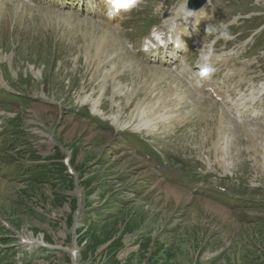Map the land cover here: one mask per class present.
Wrapping results in <instances>:
<instances>
[{
    "label": "rangeland",
    "instance_id": "obj_1",
    "mask_svg": "<svg viewBox=\"0 0 264 264\" xmlns=\"http://www.w3.org/2000/svg\"><path fill=\"white\" fill-rule=\"evenodd\" d=\"M27 1L30 5L0 0V94L12 95L0 101V122L6 118L0 136V166L9 169L7 175L0 171V243L10 247L0 252V264H264V209L227 215L220 204L196 198L187 207L189 198L176 188L172 195H160L153 187L145 190L141 185L146 197L129 196V187L138 188L136 180L145 178L147 172L136 171L143 166L136 159L109 151L116 143L112 138L118 139L117 130L156 132L157 149L173 160H183L189 174L199 177L195 174L199 172V181L224 174L217 163L220 158L228 166L235 165L225 170L233 180L264 190V142L247 140H264V131L244 130L249 132L244 135L247 139L241 136L234 144L217 143L214 120L205 122L201 115L202 109H211L215 117L219 108L214 102L190 97L185 87H176L172 93L168 86L177 85L170 79L153 92L142 84L146 73L154 75L148 66H159L143 61V36L151 26L171 17L179 0L170 5L143 0L134 21L121 28L85 9L61 7L57 0ZM19 4L32 12H21V8L16 12ZM146 18L150 21L144 23ZM80 20L91 23L80 24ZM215 34L200 31L196 48L208 46ZM196 42L192 37L191 43ZM124 51L118 59L117 53ZM136 62L143 64L144 69L137 71L142 70L144 76L135 78ZM120 70L122 76L115 77ZM14 116L12 127L6 129ZM92 117L106 120L110 130H103ZM67 156L69 161L64 163ZM44 157L45 166L39 168L35 162ZM207 159L211 165H204ZM25 161L31 164L24 166ZM204 171L211 173L204 176ZM83 182H90L85 187L86 204L100 203L102 198L109 201L90 214L95 221L120 211L121 215L130 213L127 219L134 227H126L115 251H107L106 242L83 256L88 240L81 235L90 220L85 222L83 215L79 221L73 205V200L79 203ZM111 202L123 206L117 204L121 209L114 213ZM204 209L219 216L206 215ZM234 216H247L255 224L241 225V219ZM21 239L53 248L22 244ZM79 241L82 251L72 259L70 252L79 251ZM223 252L225 256L219 259Z\"/></svg>",
    "mask_w": 264,
    "mask_h": 264
},
{
    "label": "trees",
    "instance_id": "obj_2",
    "mask_svg": "<svg viewBox=\"0 0 264 264\" xmlns=\"http://www.w3.org/2000/svg\"><path fill=\"white\" fill-rule=\"evenodd\" d=\"M89 184L90 182L83 183L84 187H87ZM69 186L70 187L72 186L71 182H69ZM117 204L119 206L121 205L116 202L115 204L113 202L109 204V206H112V205L115 206L114 213L118 212V210L121 209L120 207L117 206ZM73 205H74V208L77 206L76 200H73ZM91 213L92 212L85 215L86 219L84 221L87 222L88 221L87 218H89L90 221L88 222V230L81 235L82 237L86 236L85 240H88L87 249L85 248V250L82 251L83 256L86 255L85 253L86 251L92 252L96 250V248H98L99 246H101L103 243H106V242H109V245L107 246L108 247L107 251L110 249L115 251L116 248L120 247V243H121L120 239H122L121 237H122V234H124L123 232L124 230H126V227H128V225L132 228L134 227L131 224V219L130 220L127 219L130 216L129 212H126L125 215L124 214L121 215L122 211H120L114 214V217L112 218L105 217L101 220H99L98 218L97 220L99 221H95V219H92L90 216ZM79 244H81L80 241H79ZM81 247H82V244H81ZM224 256H225V253H223L219 259H221Z\"/></svg>",
    "mask_w": 264,
    "mask_h": 264
},
{
    "label": "clouds",
    "instance_id": "obj_3",
    "mask_svg": "<svg viewBox=\"0 0 264 264\" xmlns=\"http://www.w3.org/2000/svg\"><path fill=\"white\" fill-rule=\"evenodd\" d=\"M107 2L109 3V5L111 6L110 11L112 8L115 7V5L117 3H120L121 6H123L125 3L128 5V7H135L137 4V0H107ZM118 11V9H117ZM191 12V11H189ZM206 30L209 31H217L219 32L220 36L225 39V40H229L232 38L230 32L228 31V27L226 25L223 26H207ZM214 54V50L212 47V43H210L205 50L201 51V55H200V59L203 62H207L209 61L212 56ZM213 69H211L210 67H205L203 69V71L200 73L202 76H209L211 75Z\"/></svg>",
    "mask_w": 264,
    "mask_h": 264
},
{
    "label": "bare ground",
    "instance_id": "obj_4",
    "mask_svg": "<svg viewBox=\"0 0 264 264\" xmlns=\"http://www.w3.org/2000/svg\"><path fill=\"white\" fill-rule=\"evenodd\" d=\"M88 2H91V1H88ZM183 6V3L181 4V7ZM17 8H21V12H23V11H26V12H29V13H31L32 12V10H29L28 9V7H26L25 5H23V4H19V5H17V7L15 8V10H16V12H17ZM37 12H44V13H55V12H53V11H48V10H40V9H37ZM55 14H57V13H55ZM66 15V14H65ZM67 17H69L68 15H66ZM45 17V16H44ZM69 19H72V17H69ZM74 20V19H73ZM75 21V20H74ZM76 22V21H75ZM81 22H89V21H87V20H80L79 21V23L81 24ZM89 23H91V22H89ZM94 24V23H93ZM94 26H96V24H94ZM160 35H161V33H160ZM164 39H167V36L166 35H164ZM159 54V51H155L154 52V56H157V55ZM173 56L174 55H171V56H169V59H172L173 58ZM120 57H121V55H120ZM139 68H141L142 70H143V67H142V65H140L139 64ZM152 70H153V72L154 73H156L157 72V70L155 69V68H151ZM142 70H140V71H137V73H138V75L135 77V78H138V76H143V71ZM143 84V83H142ZM144 84H145V86L144 87H147V88H149L150 89V92H153L157 87H158V85H160L161 84V78H156V80H152L150 77H147L145 80H144ZM95 113V112H94ZM258 131L260 130V129H257ZM248 131H250V130H248ZM257 131V132H258ZM263 131V130H262ZM254 133V132H253ZM223 162H224V160H222V159H219L218 160V164L220 165V166H222L223 165ZM165 189H166V192H171V195L176 191V189L175 188H172V187H165ZM29 239V238H28ZM34 244H36V243H34ZM38 244V243H37Z\"/></svg>",
    "mask_w": 264,
    "mask_h": 264
}]
</instances>
